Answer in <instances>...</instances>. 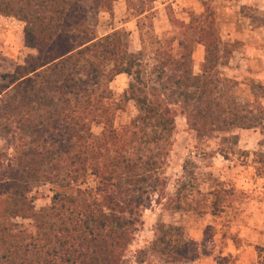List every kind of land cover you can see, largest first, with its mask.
Masks as SVG:
<instances>
[{"label":"trees","instance_id":"obj_1","mask_svg":"<svg viewBox=\"0 0 264 264\" xmlns=\"http://www.w3.org/2000/svg\"><path fill=\"white\" fill-rule=\"evenodd\" d=\"M115 1L0 0V15L24 24V44L37 53L22 75L15 72L0 88L1 130L14 138L10 166L0 169L7 196L0 210V264H128L124 252L141 222L143 198L163 183L161 158L175 125L173 105H180L199 137L264 129V106L226 96L232 81L218 71L211 24L173 19L185 37L176 50L171 40L168 49L167 42L153 40L159 48L150 64L151 50L143 44L132 51L124 28L98 36L90 27L88 15L110 14ZM145 2L134 8L138 30L150 11ZM191 31L204 48L197 75L186 38ZM123 74L129 82L116 99L110 83ZM130 102L136 115L115 126L116 113ZM93 126L101 127L99 135ZM151 144L158 161L146 156ZM41 184L51 186V204L35 210L27 195ZM15 219L30 220L32 230ZM185 246L163 254L169 262L181 261ZM217 264L231 263L220 257ZM257 264H264L262 248Z\"/></svg>","mask_w":264,"mask_h":264},{"label":"rangeland","instance_id":"obj_2","mask_svg":"<svg viewBox=\"0 0 264 264\" xmlns=\"http://www.w3.org/2000/svg\"><path fill=\"white\" fill-rule=\"evenodd\" d=\"M146 1L144 6L150 11L142 30L134 17L140 0H117L110 14L91 12L88 23L98 36L124 28L130 33L132 51L143 44L151 50L146 59L150 64L156 63L152 53L159 48L153 40L167 42V49L171 40L176 50L177 42L185 37L173 19L195 26L211 24L219 44L218 71L222 79L232 81L226 96L237 103L264 106V0ZM23 29L17 18L0 15V88L15 72L22 75L37 54L25 46ZM186 34L192 47V72L197 75L202 71L204 48L195 42L193 31ZM128 82L124 74L112 80L110 89L116 99ZM172 109L175 125L167 155L161 158L163 183L145 194L141 222L124 259L128 264H217L220 257H227L231 264H257L260 248L264 250V129L233 128L199 137L180 105ZM135 115L130 102L125 111L116 113L114 124H124ZM1 129L0 125V169L4 172L10 166L14 138ZM92 132L99 135L101 127L93 126ZM150 147L152 152L146 156L158 161L155 146ZM52 194L49 184H41L27 196L35 210H42L50 206ZM6 197L4 188L0 189V210ZM13 222L32 230L30 220ZM182 244L186 245L182 260L169 262L165 250Z\"/></svg>","mask_w":264,"mask_h":264}]
</instances>
